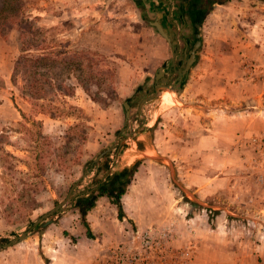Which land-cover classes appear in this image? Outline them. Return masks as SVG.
Returning a JSON list of instances; mask_svg holds the SVG:
<instances>
[{"label": "rangeland", "instance_id": "rangeland-1", "mask_svg": "<svg viewBox=\"0 0 264 264\" xmlns=\"http://www.w3.org/2000/svg\"><path fill=\"white\" fill-rule=\"evenodd\" d=\"M164 1L22 0L26 20L0 34V264H105L112 248L176 219L163 264H264V0ZM35 28L67 54L50 76L69 89L46 91L41 109L15 68ZM194 34V61L171 89ZM156 84L166 89L138 111ZM109 174L127 180L123 219L105 207L87 236L74 204ZM200 215L192 227L215 247L192 260L183 218Z\"/></svg>", "mask_w": 264, "mask_h": 264}, {"label": "trees", "instance_id": "trees-1", "mask_svg": "<svg viewBox=\"0 0 264 264\" xmlns=\"http://www.w3.org/2000/svg\"><path fill=\"white\" fill-rule=\"evenodd\" d=\"M227 0H212L213 3L223 4ZM26 17L24 15L23 10V2L22 0H0V34L9 31L10 29L18 26V24L24 22ZM45 32L40 30L39 28L33 29L31 32V36L27 39H23L21 42V55L15 61V68L23 69V94L30 102L31 106L34 109H41L42 103L39 101H47L46 91H49V95H55L57 91L60 89L63 91H68L69 87L62 86L61 84L58 86L59 89H53L55 80L50 76V70L53 64L60 62H64L67 54H63V52L56 51V47L52 45H47L45 41ZM21 64V65H20ZM81 64V62H80ZM95 65V63H93ZM17 66V67H16ZM43 66L45 67L49 76L42 75L38 73V69ZM91 67V62L88 65H85V69H89ZM98 75L96 72L93 74V78ZM55 92V93H54ZM62 95H65L60 91ZM59 94V93H58ZM51 99L48 100L49 103ZM36 111V110H35ZM74 128V127H72ZM36 140H39L44 145L49 146V142L47 138L36 136ZM48 154V152L41 153L40 155ZM35 160H39V154L34 156ZM43 166V165H42ZM41 165H36L35 167H39L37 169L40 170ZM111 175V174H110ZM116 181L110 182L101 187H97L95 189L96 196H106L109 199V203L113 205L117 209V216H121V207L119 198L124 193V187L126 185V178L115 176ZM93 207V197H89V199L82 200L76 205L78 210L81 223L85 227V234L90 235L89 230L86 228V222L84 221V213L87 210H90Z\"/></svg>", "mask_w": 264, "mask_h": 264}, {"label": "crops", "instance_id": "crops-1", "mask_svg": "<svg viewBox=\"0 0 264 264\" xmlns=\"http://www.w3.org/2000/svg\"><path fill=\"white\" fill-rule=\"evenodd\" d=\"M160 3L161 4H166V2L163 0L161 1L160 0ZM158 24V23H157ZM160 26V24H158ZM161 30H162V27L160 26ZM168 94L169 93H163L161 99L162 101L166 100L165 97H168ZM170 96V95H169ZM115 176L113 175H107L105 178H102L100 181H101V184L100 185H104V184H107V183H110V182H114V180L116 181V178H114ZM123 195L124 193L121 195V197L119 198V202L121 203L122 201V198H123ZM89 197H93V207L90 209V210H87L85 213H84V221L86 223L89 224V227H92L93 225H95V223L97 222V220H102L103 218V213H102V210H104L105 207L108 208L109 211L112 212L111 216L112 218H114V220H116L117 222H120L123 217H119L117 216V209L111 205L109 203V199L106 197V196H96L95 194V189H91V190H88L87 192H85V194L78 200V202H76L74 204L75 208L74 210L78 212L77 208H76V205L81 202L82 200H85V199H89ZM121 207V205H120ZM122 211V210H121ZM79 214V213H78ZM184 217V216H183ZM202 216H194L193 218H188V219H184L183 218V225H185L187 227V230L189 232V235H191V241L193 243V246H194V249H193V259L192 260H200V250L201 249H204L205 247L208 248L209 250L210 249H214L215 247V238L213 237H209V238H206V236H202V235H197L196 233V230H195V227L193 228L192 227V224L194 225L195 223H197V220H199L200 222L202 221ZM197 219V220H196ZM170 223L169 224H166L164 225V227L166 229H168L169 231L171 230L172 232H176V229L179 228V219H176V220H168ZM205 222V226L207 227V221L206 219L204 220ZM199 225H202L201 223H199ZM88 226V225H87ZM194 229V230H193ZM91 233L93 234V229L91 228ZM175 237V236H174ZM179 238L175 237L173 242L172 243H177L179 244ZM181 242L180 243H183L186 244L188 241H189V238H187V240H180ZM183 241V242H182ZM225 254V252H224ZM223 258H225L224 260L226 261H229L230 258L228 256H224Z\"/></svg>", "mask_w": 264, "mask_h": 264}, {"label": "built area", "instance_id": "built-area-1", "mask_svg": "<svg viewBox=\"0 0 264 264\" xmlns=\"http://www.w3.org/2000/svg\"><path fill=\"white\" fill-rule=\"evenodd\" d=\"M170 248L171 239L166 228L148 227L138 233L131 244L112 248L105 264H163L166 254L175 257Z\"/></svg>", "mask_w": 264, "mask_h": 264}, {"label": "water", "instance_id": "water-1", "mask_svg": "<svg viewBox=\"0 0 264 264\" xmlns=\"http://www.w3.org/2000/svg\"><path fill=\"white\" fill-rule=\"evenodd\" d=\"M161 1H163V0H161ZM151 25L155 28L156 32L160 36H162V38H164L167 42L169 41L168 37L162 32L160 26L156 22L151 23ZM194 27L197 28V25L195 24ZM194 39H195V41H194L191 49L187 52V58H186L184 67L182 68V70L176 71L177 72V81H176V83H174L171 86V89H174L175 86L177 84H179V82L181 81V79L183 78V76H185V74L187 73V70L189 69L190 65L194 61V52H195L197 46L199 45L198 34H194ZM161 75H162V71H161V69H158L154 77L157 78V77H160ZM162 89H166V86L165 85H161V84H156L154 86V88H153V93L150 96H148L146 98H143L139 102V104H138V111H139V109H140V107H141L142 104H144V103L152 100L155 97L156 93L159 90H162ZM123 106H124V108L127 107L126 104H123ZM127 118H128V112L125 110V112H124V121H126ZM114 145H115V143L113 142L112 145L107 150L101 152L98 156H96V158L94 159V163L97 162L98 160H100L105 154H107L113 148ZM74 186H75V184H72L70 186L69 191H68V194H67V196H66V198H65L64 201H62L60 204H58L57 206H55L49 212L43 214L40 219H38L37 221H35L32 224V226H35L37 223L41 222L42 220H44V219H46L48 217H51L54 214H56L60 210V208L62 207V205L65 203V201L68 199V196H69L71 190L74 188ZM25 238H26V234L25 233H22L15 240H11L6 246L14 245L16 242L22 241Z\"/></svg>", "mask_w": 264, "mask_h": 264}, {"label": "bare ground", "instance_id": "bare-ground-1", "mask_svg": "<svg viewBox=\"0 0 264 264\" xmlns=\"http://www.w3.org/2000/svg\"><path fill=\"white\" fill-rule=\"evenodd\" d=\"M171 98L170 96L167 97V99L165 101H163L165 104H169L171 102Z\"/></svg>", "mask_w": 264, "mask_h": 264}]
</instances>
